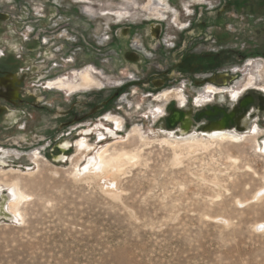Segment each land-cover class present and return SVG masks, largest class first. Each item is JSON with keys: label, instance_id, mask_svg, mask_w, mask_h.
Here are the masks:
<instances>
[{"label": "rangeland", "instance_id": "obj_1", "mask_svg": "<svg viewBox=\"0 0 264 264\" xmlns=\"http://www.w3.org/2000/svg\"><path fill=\"white\" fill-rule=\"evenodd\" d=\"M0 21V192L26 195L0 264H264V111L235 140L200 116L264 95V0H0Z\"/></svg>", "mask_w": 264, "mask_h": 264}, {"label": "bare ground", "instance_id": "obj_2", "mask_svg": "<svg viewBox=\"0 0 264 264\" xmlns=\"http://www.w3.org/2000/svg\"><path fill=\"white\" fill-rule=\"evenodd\" d=\"M85 79H87V82H88L89 78L85 77ZM74 88H77V86H75ZM70 89L72 90L73 87H71ZM238 96H239V94L235 95L233 93L234 99H236ZM165 97H166V94H163L159 98L164 99ZM262 97H264V95ZM260 106L261 105H258L257 109H255V111L253 113H251L253 115L252 118H254L256 116V112L259 114L262 111V109L260 111L258 110ZM262 107H264V101H262ZM234 108H236V107L233 105L232 110H234ZM182 116H185V114L179 115V118L181 119ZM240 120L241 119H239V121H238L239 124L242 121V120L241 121ZM212 123H214V122H212ZM224 123H225V121H223L221 123H217L215 125L212 124V126L209 125L204 130L203 134L206 136L211 132H216V134L218 133V139H232V140H235L241 136H245V135L237 134L235 131H228L229 129H224V127H223ZM249 123L250 122H248L246 124L242 123V126L245 125L246 128L245 127L244 128L239 127V130L238 129L237 130L241 131V132H243V131L246 132L247 130H249L248 127L251 128ZM182 126L185 127L184 130L189 129V127H190V114L186 113L185 119H183ZM253 130H256V127ZM84 143H86V142H84ZM261 148L264 152V143H263V146H261ZM4 153H6V152H4ZM4 153H3V155H0V164L7 165L8 161L5 159L6 155ZM114 162L115 161H113V163L111 164V161L107 160V164H106V157L104 156V150H103V151L98 152L97 155H95V156H87V158L85 160V164L83 165V167L78 168V172L79 173H87V175H89L88 173H92L94 175L101 174L102 172L106 173L108 170H111V168H113L114 165H116ZM117 169H118V167H117ZM76 171H77V169H76ZM92 174H90V175H92ZM84 175L86 176V174H84ZM107 179L109 182H111L110 185L113 184V182H112L113 179H111L109 177ZM2 184H4L6 187L9 188V193L6 195H4V194L0 195V198H1L0 199L1 200L0 201V218H3V219H0V221H8L9 220V222H18V218H17L18 215L16 216L18 211L15 212L16 214L14 213V211L17 208V206L19 205V201L22 200L23 198H25L26 195L20 191V188L18 186L19 185L18 181L12 180L11 182H4ZM7 206H8V208H7ZM4 218L8 219V220H5Z\"/></svg>", "mask_w": 264, "mask_h": 264}, {"label": "flooded vegetation", "instance_id": "obj_3", "mask_svg": "<svg viewBox=\"0 0 264 264\" xmlns=\"http://www.w3.org/2000/svg\"><path fill=\"white\" fill-rule=\"evenodd\" d=\"M207 4V3H206ZM208 5V4H207ZM175 9V11L177 12V14H176V16H174L175 18H177L178 19V16H179V11L176 9V8H174ZM183 11H185V15H190L191 14V10L189 9V8H187V7H185L184 8V10ZM1 21H0V29H1ZM6 23V22H5ZM255 24H256V22H252V27L254 28V26H255ZM6 25H7V23H6ZM189 28V25H187V24H183V27H180L179 26V29L180 30H185V29H188ZM253 63V62H252ZM252 64L250 63V64H248V66H251ZM239 70H236V72H238ZM2 73H5V72H2L1 71V69H0V79H1V74ZM78 89H81V88H78ZM212 90H213V88H212ZM216 90V93L219 91H223V89H220V88H215L214 89V91ZM231 90H233V88L231 89ZM250 90H253V89H250ZM256 90H254V92H255ZM258 91V90H257ZM209 92H210V90H209ZM223 92H225V91H223ZM246 92V91H245ZM245 92L244 93H242V94H240L237 98H236V101L235 102H238V100L240 99V101H242L244 98H246V100H245V102H249L250 100H253V103H251L248 107H247V110L249 109V108H253L252 106H258V105H261L260 107H259V111L262 109V111H264V107H262V101H264V97H262V96H260V95H258V94H256V93H254V94H251V93H247V94H245ZM261 92H264V90L263 91H261ZM214 94V93H213ZM245 94V95H244ZM240 101L237 103V107L239 106V103H240ZM234 102V103H235ZM261 102V103H260ZM9 107H7V105H2L1 106V103H0V125H1V123L3 122V120L5 119V118H7L6 117V115L8 116L9 115V118H10V116H11V105H8ZM214 108V106L213 107H211V109H205V111H204V116L202 117V118H206L208 121V123H206V124H210L211 126H212V124H217L216 123V121H218V120H220V119H222V117H223V114L221 113V114H218V115H206V113H208L209 111H211V110H214L213 109ZM230 111H232V109L230 110ZM237 111V109L236 108H234V110H233V114H235V112ZM255 111V110H254ZM253 111V112H254ZM252 112V113H253ZM203 113V112H202ZM252 114H251V112H247V113H245L241 118H239V119H241L240 121H241V123L239 124V123H237L238 124V127H241V128H246V126L245 125H243L242 126V123H244V124H246V123H248V122H250L249 124H250V126L252 127V122L254 121V118L256 117L255 115V117L254 118H252ZM238 117V116H237ZM212 122H214V123H212ZM249 128V127H248ZM229 131V130H228ZM232 131H235V130H232ZM4 152H6V151H4ZM5 155H7V152L6 153H4ZM8 164V163H7ZM0 165H2V164H0ZM2 166H6V165H2ZM9 193V191H7V190H5V191H2V192H0V195H6V194H8ZM1 199V198H0ZM1 201V200H0ZM7 208H8V206H7Z\"/></svg>", "mask_w": 264, "mask_h": 264}, {"label": "water", "instance_id": "obj_4", "mask_svg": "<svg viewBox=\"0 0 264 264\" xmlns=\"http://www.w3.org/2000/svg\"><path fill=\"white\" fill-rule=\"evenodd\" d=\"M246 98H244L242 101H240L239 103V106L236 107L237 109V112L235 114H233V110L228 112V111H225L223 109H219L218 107H214L212 111H209L208 113H206V115H218V114H223V117L222 119L216 121L217 123H221L223 121H225L224 123V129H230V128H234V129H238L239 130V127H238V121H239V118H241L245 113H249V111L247 110V107L253 103V100H250L249 102H245ZM256 109H257V106H256ZM245 110V111H243ZM186 111H174L173 114L170 116V118L168 119V122H169V125L171 127H174L176 126L178 123H180V128L182 129V131H185V127L182 126V123H183V119H185V116H186ZM182 114H185V116H182L181 119L179 118V115H182ZM204 112L200 115L201 118L204 116ZM238 115V117H237ZM191 120V119H190ZM211 124V123H210ZM210 124H206V123H202L201 125L203 126V130H202V133L204 132V130L210 125ZM190 125H191V122H190ZM188 131V130H187ZM185 131V132H187ZM0 219H3V218H0ZM5 219V218H4ZM5 220H8V219H5ZM9 221V220H8Z\"/></svg>", "mask_w": 264, "mask_h": 264}]
</instances>
